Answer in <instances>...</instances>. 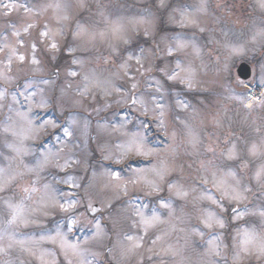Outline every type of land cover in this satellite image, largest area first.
<instances>
[{"label": "clouds", "instance_id": "1", "mask_svg": "<svg viewBox=\"0 0 264 264\" xmlns=\"http://www.w3.org/2000/svg\"><path fill=\"white\" fill-rule=\"evenodd\" d=\"M0 264H264V0H0Z\"/></svg>", "mask_w": 264, "mask_h": 264}, {"label": "water", "instance_id": "2", "mask_svg": "<svg viewBox=\"0 0 264 264\" xmlns=\"http://www.w3.org/2000/svg\"><path fill=\"white\" fill-rule=\"evenodd\" d=\"M241 71V66L239 65V67L237 68L236 74L239 75Z\"/></svg>", "mask_w": 264, "mask_h": 264}, {"label": "rangeland", "instance_id": "3", "mask_svg": "<svg viewBox=\"0 0 264 264\" xmlns=\"http://www.w3.org/2000/svg\"><path fill=\"white\" fill-rule=\"evenodd\" d=\"M239 65H240V64H237V65H236V68L234 69V72H235V73H236V69H237V67H238Z\"/></svg>", "mask_w": 264, "mask_h": 264}]
</instances>
